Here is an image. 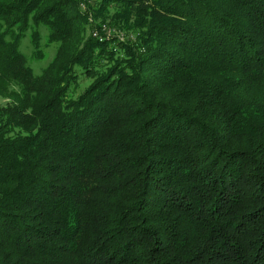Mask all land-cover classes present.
I'll return each instance as SVG.
<instances>
[{"label": "trees", "instance_id": "trees-1", "mask_svg": "<svg viewBox=\"0 0 264 264\" xmlns=\"http://www.w3.org/2000/svg\"><path fill=\"white\" fill-rule=\"evenodd\" d=\"M0 97V264H264V0H0Z\"/></svg>", "mask_w": 264, "mask_h": 264}, {"label": "rangeland", "instance_id": "rangeland-1", "mask_svg": "<svg viewBox=\"0 0 264 264\" xmlns=\"http://www.w3.org/2000/svg\"><path fill=\"white\" fill-rule=\"evenodd\" d=\"M100 21H98L99 23ZM105 25L107 26V31L108 33L104 32L106 35L109 34H116L119 36V38L123 41H125L126 39H128L127 37L131 38L130 41L135 40V35H132L131 32H127L124 31L120 28H117L115 26H112L109 23H105ZM102 30V28H101ZM101 30H99V28L96 27H92L90 30V33L94 32V31H98L100 32ZM21 51L25 54V56L27 57L28 60V64L31 66V68L33 69L35 74H39L41 72V69L44 68L48 62L52 59L54 53H55V49H56V44L54 43H48L47 39H46V32L44 29H41V39H40V50L42 53V57L37 59L31 56L32 53V46L29 42V37H26L23 39L22 43H21ZM84 83H87V80L84 81ZM84 84V85H85ZM5 99L0 97V104L5 103Z\"/></svg>", "mask_w": 264, "mask_h": 264}, {"label": "built area", "instance_id": "built-area-1", "mask_svg": "<svg viewBox=\"0 0 264 264\" xmlns=\"http://www.w3.org/2000/svg\"><path fill=\"white\" fill-rule=\"evenodd\" d=\"M101 28H102V30H101ZM101 28H100L101 31L108 33V31H107V29H106L107 26H106L105 24H102V25H101ZM93 35H94V36H95V35L98 36V35H99L98 31H94V32H93Z\"/></svg>", "mask_w": 264, "mask_h": 264}]
</instances>
